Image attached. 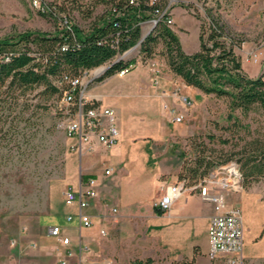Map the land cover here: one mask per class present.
<instances>
[{"label":"rangeland","instance_id":"rangeland-1","mask_svg":"<svg viewBox=\"0 0 264 264\" xmlns=\"http://www.w3.org/2000/svg\"><path fill=\"white\" fill-rule=\"evenodd\" d=\"M41 1L54 5L68 24L87 29L110 15L118 0ZM167 5L172 18L169 27L184 51L193 52L199 46L200 22L203 21L206 38L208 15L217 16L241 63V74L264 79V0H167ZM153 25L150 19L143 21L141 36ZM58 28L54 19L31 5V0H0V38L24 30L54 32ZM139 48L137 42L112 60L135 58L137 64L132 70H141L139 94L129 102L106 92L110 86L127 81L133 71L124 77L115 73L107 82L94 86L108 67L107 62L82 76L85 94L98 91L104 93L103 99L116 101L115 122L118 127V121L123 120L126 128V135L119 136L117 150L90 151L88 166L104 174L119 156L125 159L126 173L133 166H162V179L173 172L177 179L186 178L189 188L194 180L190 169L199 157L214 163L235 159L242 173L253 159L263 157L264 110L259 104L243 111L231 105L229 95L205 94L202 90V97L189 94L190 103H185L180 96V77L170 71L163 43L160 41L151 57L145 59ZM160 78L172 80V93L171 88H157ZM51 80L59 87L63 85L55 78ZM42 89L39 85L21 93L16 88L10 96H0V264H37V242L41 235H47L52 217L60 213L63 190L72 184V174L76 173L72 168L71 139L61 122V95L56 92L46 96ZM174 93L178 99L171 106L167 98ZM180 101L186 106L178 111L175 108ZM171 108L182 116L181 121L171 119ZM228 199L240 208L243 254L248 250V255L264 257V175L243 178L241 191L229 194ZM52 239L54 251L58 241Z\"/></svg>","mask_w":264,"mask_h":264},{"label":"trees","instance_id":"trees-1","mask_svg":"<svg viewBox=\"0 0 264 264\" xmlns=\"http://www.w3.org/2000/svg\"><path fill=\"white\" fill-rule=\"evenodd\" d=\"M47 6L48 10L40 13L50 16L60 28L54 32L24 30L0 38V96H10L16 88L24 93L41 85L46 96L58 92L62 100L65 92H70L77 101L79 88L72 92L70 79L82 78L89 71L110 62L102 76L96 79L101 80L135 61V58L127 62L120 58L112 61L117 54L124 53L140 40L139 53L145 59L151 57L153 49L161 41L170 71L185 84L195 86L205 94H227L231 105L243 111L251 109L253 104H259L264 110V79L241 74V63L232 50L231 40L227 42L217 16L208 15L206 38L203 36V21L200 22L199 48L186 52L176 33L165 23V15L169 14L167 0H118L110 15L87 29L68 22L62 24L59 20L62 14L54 5ZM164 9L166 13L162 14ZM152 18H156V22L141 39V23ZM51 78L63 85L59 87ZM227 85H230V90L225 87ZM68 108L72 111V105ZM63 114L65 116L64 111ZM252 162L243 173L238 163L242 180L247 176L264 175V155ZM221 163L205 157L196 159L190 169L194 180L189 186L195 185L212 167ZM182 179L187 184V179ZM141 262L135 260L133 264ZM144 262L149 263V258Z\"/></svg>","mask_w":264,"mask_h":264},{"label":"crops","instance_id":"crops-1","mask_svg":"<svg viewBox=\"0 0 264 264\" xmlns=\"http://www.w3.org/2000/svg\"><path fill=\"white\" fill-rule=\"evenodd\" d=\"M133 64H137L136 59ZM131 71L134 72L133 76H129L127 81L114 84L116 86H110L106 93L124 97L126 102L139 94L142 76L140 68H131L124 75L116 74L124 77ZM113 75L115 73L97 80L94 86L107 82ZM177 80L182 88L179 87L180 96L189 97L192 94L200 98L204 95L199 88L185 84L180 78ZM151 86L155 85L151 83ZM166 87L171 88V93L174 91L172 80L168 82L160 78L157 88L162 91ZM103 96L104 93L98 91L85 94L87 100L116 110V101L103 99ZM170 96L167 102L172 106L178 98L175 93ZM182 106L186 105L180 101L175 109H182ZM157 108L160 109V105ZM172 117L173 115L171 119ZM118 129L119 136L123 138L126 135L123 120L118 121ZM118 147V142L109 148L97 144L94 150L106 153L110 150L114 152ZM89 157L90 152H74L72 168H76V173L72 174V186L77 188L86 178L98 176V194L86 209L93 225L84 227L76 217L67 220L66 215H75L77 206H67L64 203L58 210L60 213L55 214L48 224L60 225L63 234L69 237V247L73 253L70 264H133L135 260H141L140 264H145L146 258H149L148 264H216L207 255V225L212 214L209 202L202 201L197 192L189 190L168 211L162 212L153 204L162 194L164 186L177 180L175 173L162 179V166H133L128 175L123 165L125 159L118 156L107 167L110 173L103 174L88 166ZM153 157L151 155L150 160ZM100 229L105 231V235L100 233ZM47 236L44 233L37 242L36 262L58 264V256L52 250L53 237ZM246 254H243L245 264H264V257Z\"/></svg>","mask_w":264,"mask_h":264},{"label":"built area","instance_id":"built-area-1","mask_svg":"<svg viewBox=\"0 0 264 264\" xmlns=\"http://www.w3.org/2000/svg\"><path fill=\"white\" fill-rule=\"evenodd\" d=\"M31 5L39 12L48 10V6L41 0H31ZM164 13L166 9L163 10L162 14ZM59 20L66 25L67 21L64 16H61ZM156 20V18L151 19L153 23ZM171 22V16L166 14L165 23L169 25ZM129 50L130 48L124 54ZM133 65V62H129L119 69L117 74L124 75ZM81 80L82 78L79 77L69 80L72 92L79 88L77 101L73 99L70 92H65L62 99L65 116L61 122L67 137L71 139L70 150L78 153L90 152L97 144L106 148L112 147L119 140V129L115 122L114 110L109 106L87 100L84 93L86 85L82 84ZM152 82L156 83L153 79ZM181 98L185 103H190L186 96ZM69 105H72V111L68 108ZM170 113L174 121H181L182 116L178 115L174 109L171 108ZM104 173L109 174L110 169H105ZM188 189L197 192L202 201L212 205V214L207 225L208 257L216 264H244L240 208L237 203H229L228 199L229 194L242 189L241 172L236 160H228L212 167L200 181L189 188L185 179L182 178L165 185L162 194L153 204L162 212L168 211L176 199ZM97 194L98 183L95 177L86 178L77 188L72 184L67 185L63 190V203L67 206L75 204L77 212L75 215L67 214L66 219L72 220L76 217L82 226H92L93 221L86 209ZM100 233L105 235L103 229H100ZM47 235L58 241V244L54 246L58 263L70 264L73 254L69 247L70 239L63 234L62 227L60 225L48 226Z\"/></svg>","mask_w":264,"mask_h":264},{"label":"water","instance_id":"water-1","mask_svg":"<svg viewBox=\"0 0 264 264\" xmlns=\"http://www.w3.org/2000/svg\"><path fill=\"white\" fill-rule=\"evenodd\" d=\"M152 29V27L141 37V39ZM140 42V40H139Z\"/></svg>","mask_w":264,"mask_h":264}]
</instances>
